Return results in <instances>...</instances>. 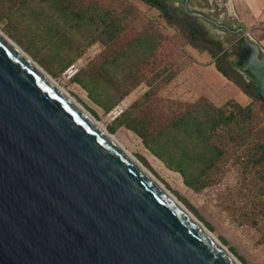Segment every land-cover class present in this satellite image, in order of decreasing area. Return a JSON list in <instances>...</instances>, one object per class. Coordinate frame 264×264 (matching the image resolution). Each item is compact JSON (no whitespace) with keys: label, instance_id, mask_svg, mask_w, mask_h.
Wrapping results in <instances>:
<instances>
[{"label":"water","instance_id":"1","mask_svg":"<svg viewBox=\"0 0 264 264\" xmlns=\"http://www.w3.org/2000/svg\"><path fill=\"white\" fill-rule=\"evenodd\" d=\"M234 32L233 69L264 101V52ZM0 264L237 263L0 34Z\"/></svg>","mask_w":264,"mask_h":264},{"label":"rangeland","instance_id":"2","mask_svg":"<svg viewBox=\"0 0 264 264\" xmlns=\"http://www.w3.org/2000/svg\"><path fill=\"white\" fill-rule=\"evenodd\" d=\"M99 1L105 6H117L121 1L130 4L135 8L140 20L128 25L125 33L114 45L104 47L96 42L87 47L82 55L72 63L65 66L54 60L48 62V68L40 63L39 58L34 55L29 46L26 20L18 12L9 9L8 5H5L1 0L0 31L19 46L93 118L104 125L108 132L110 128H113L111 134L116 141L125 150L137 157L145 168L241 264H264V182L260 178L264 170V164L253 162L255 158L254 144L258 140L255 130H248L240 136H233V134L226 131L217 133H221L218 143L224 150L223 158L211 172L212 181L210 185L197 191L186 186L178 172L167 167L154 156L136 133L125 126H116L113 124L114 120H110L108 116L109 112L116 106L125 110L150 87L155 89L156 94L153 99L158 100L157 103H159H155L151 107L156 108L161 115L163 114L161 109L163 106L171 114L183 109L186 104L196 102L198 99L190 101L183 98L186 92L191 94L195 91L196 82H188V77L197 78L200 75V69L205 75L207 71L204 70L213 65L207 52L217 55L218 59L216 61L218 62L221 56L220 51L212 45L203 43L199 38L194 41L197 48L192 47L189 44L190 39H188L190 30L185 26L179 15L180 11L176 7H173L174 14L168 20L163 11L143 0ZM159 1L169 7L176 1L178 7H181L182 4V0ZM190 8L228 26L236 25L231 14L229 0H191ZM189 21L196 28L205 31L209 40L220 42L225 50L226 46L229 45V41L236 39L234 37L235 33L228 36L224 31L215 29L212 25L195 17H191ZM147 23L158 29L166 40L155 54L141 66L140 69L145 80L124 97L118 105L105 110L88 98L87 92L76 82L74 77L81 69H86L90 62L98 61L100 57L109 54L117 45L134 38ZM238 40L239 38L236 39L234 45L238 43ZM204 48H207V50ZM232 60H234V57ZM219 63L230 71L226 61H219ZM71 65H74V68L77 69L72 76L67 71ZM179 76H184V79L187 78V80L183 79L182 81V79H178ZM179 90L186 92L181 94ZM165 100L173 101L174 104H167L163 102ZM103 102L108 103L109 101H105L104 98ZM161 118H165V116L162 115ZM250 126L254 129L264 127L263 106H256V113Z\"/></svg>","mask_w":264,"mask_h":264},{"label":"trees","instance_id":"3","mask_svg":"<svg viewBox=\"0 0 264 264\" xmlns=\"http://www.w3.org/2000/svg\"><path fill=\"white\" fill-rule=\"evenodd\" d=\"M1 1L26 20L29 46L46 68L51 60L63 66L72 63L87 47L96 42L104 47L114 45L125 33L128 25L140 20L135 8L122 1L117 6H105L99 0ZM143 1L163 11L170 20V15L165 10L167 5L163 2ZM180 17L189 29V25H192L189 21L191 16L181 11ZM196 38L199 37L190 30L188 42L194 48H197L194 44ZM165 40V36L158 29L147 23L134 38L117 45L98 61L90 62L74 78L93 103L108 110L118 105L145 80L140 68ZM200 40L203 42L202 38ZM240 40L241 37L231 48L234 58L237 56ZM211 55L216 70L251 99L248 104L242 106L229 99L221 106H216L207 98L201 97L171 114L163 106L161 109L165 118H161L158 110L151 107L158 100L153 99L156 93L150 87L113 122L116 126H125L136 133L154 156L178 172L186 186L197 191L210 185L211 172L223 158L224 150L218 143L221 133L217 134L218 132L226 131L233 136H240L248 130H255L258 140L254 144L253 162L264 164V127L254 129L250 126L256 106L264 107V101L254 85L246 82L233 69L234 60L220 56L219 61H226L230 68L228 71L216 61L217 55ZM104 98L109 102L104 103ZM163 102L174 104L169 100ZM112 131L113 128H110L109 132ZM260 178L264 182V170Z\"/></svg>","mask_w":264,"mask_h":264},{"label":"crops","instance_id":"4","mask_svg":"<svg viewBox=\"0 0 264 264\" xmlns=\"http://www.w3.org/2000/svg\"><path fill=\"white\" fill-rule=\"evenodd\" d=\"M190 1L191 0H189V8ZM229 3L231 14L233 15V20H235L236 25L227 26L233 31H238L239 28H242L248 34V37L257 43L260 49L264 52V0H229ZM233 33H235L234 37L236 39L241 37V33ZM236 39L229 41V45H227L229 47L226 46V50H228V52L234 46ZM230 53L231 52L228 54ZM207 54L212 60L213 67L208 66V68H206L204 71L209 73L206 72L205 75L200 69V75L197 78L188 77V82H196L195 91L189 94L186 91L179 90L181 94L186 92L185 97H183L186 98L184 100L195 101L201 97H204L216 106H221L229 99L235 100L242 106L248 104L251 99L245 95L236 85H234L216 70L212 55L209 52H207ZM232 58L233 55H230L229 60H232ZM178 79H182L183 81L184 76H179ZM184 80H187V78ZM182 88L183 87L181 86V89Z\"/></svg>","mask_w":264,"mask_h":264},{"label":"bare ground","instance_id":"5","mask_svg":"<svg viewBox=\"0 0 264 264\" xmlns=\"http://www.w3.org/2000/svg\"><path fill=\"white\" fill-rule=\"evenodd\" d=\"M0 34H2L6 39H8L43 75H45L55 86H57L95 125H97L104 133H106L113 141H115L237 264H241L227 249L224 247V245L219 242L211 233L210 231L197 219L193 214H191L185 206L177 200L171 194L170 191H168L164 185L158 181L155 176L145 168V166L135 157L132 155L129 151L125 150L124 147L116 141V139L113 137L111 133L107 131V129L102 125L100 122H98L95 118H93L84 108H82L73 98L70 97V95L65 92L60 86L38 65L36 64L26 53L23 52V50L17 46L10 38L5 36L1 31ZM120 108V107H118Z\"/></svg>","mask_w":264,"mask_h":264},{"label":"flooded vegetation","instance_id":"6","mask_svg":"<svg viewBox=\"0 0 264 264\" xmlns=\"http://www.w3.org/2000/svg\"><path fill=\"white\" fill-rule=\"evenodd\" d=\"M148 1H150L151 3H155V0H148ZM173 7H174V8H175V7L178 8V11H180V12L183 11V0H182L181 7H178V3H177V1H176V3L173 2L172 5H171L170 7H169V6H166V7H165V10H166V12L170 15V17L173 16V14H174V13H173V12H174ZM183 12H184V11H183ZM179 15H180V13H179ZM213 27H214V26H213ZM214 28H215V27H214ZM189 29H190L191 31H194V33H195V35H197V37H199L200 39L202 38V40H203V42H204L205 44L214 46L217 50L220 51L222 57H224L225 59L229 60V56L232 55V54L230 53V54H227V56H224V53H229V52L232 51V49H230L229 52H228V50L223 49V48H222V45H221L220 42L209 40V39L207 38V35H206L203 31H201L199 28H196L193 24H192V25H189ZM215 29H216V28H215ZM220 30H222V29H220ZM222 31H224V30H222ZM224 32L226 33V35L229 36V35H232V33H233L234 31L232 30L231 32H227V31H224ZM217 43L219 44V46L217 45Z\"/></svg>","mask_w":264,"mask_h":264},{"label":"built area","instance_id":"7","mask_svg":"<svg viewBox=\"0 0 264 264\" xmlns=\"http://www.w3.org/2000/svg\"><path fill=\"white\" fill-rule=\"evenodd\" d=\"M246 33V32H245ZM247 34V33H246ZM248 35V34H247ZM250 38V37H249ZM251 39V38H250ZM74 65H71L67 71H69V74L72 76L73 74L76 73L77 69L74 68ZM123 111L122 108H118L117 106L109 112L108 116L110 118V120H114L117 116H119V114Z\"/></svg>","mask_w":264,"mask_h":264}]
</instances>
